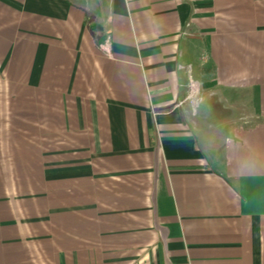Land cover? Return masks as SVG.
<instances>
[{
  "label": "crops",
  "instance_id": "obj_1",
  "mask_svg": "<svg viewBox=\"0 0 264 264\" xmlns=\"http://www.w3.org/2000/svg\"><path fill=\"white\" fill-rule=\"evenodd\" d=\"M0 264H264V0H0Z\"/></svg>",
  "mask_w": 264,
  "mask_h": 264
},
{
  "label": "built area",
  "instance_id": "obj_2",
  "mask_svg": "<svg viewBox=\"0 0 264 264\" xmlns=\"http://www.w3.org/2000/svg\"><path fill=\"white\" fill-rule=\"evenodd\" d=\"M101 48L105 54L111 55L109 43L105 42L104 44H102ZM189 99L192 101V106L194 110H196V108L201 103V98L199 96L198 84L195 82H192L190 85Z\"/></svg>",
  "mask_w": 264,
  "mask_h": 264
}]
</instances>
